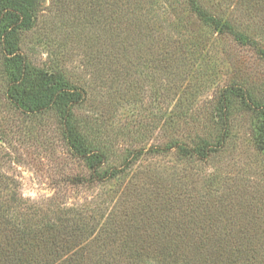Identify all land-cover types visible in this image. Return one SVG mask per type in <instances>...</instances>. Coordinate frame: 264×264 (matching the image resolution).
I'll use <instances>...</instances> for the list:
<instances>
[{
	"label": "rangeland",
	"instance_id": "1",
	"mask_svg": "<svg viewBox=\"0 0 264 264\" xmlns=\"http://www.w3.org/2000/svg\"><path fill=\"white\" fill-rule=\"evenodd\" d=\"M37 1L20 50L81 89L107 162L93 176L0 76V264H264V0H197L247 43L189 0Z\"/></svg>",
	"mask_w": 264,
	"mask_h": 264
},
{
	"label": "trees",
	"instance_id": "2",
	"mask_svg": "<svg viewBox=\"0 0 264 264\" xmlns=\"http://www.w3.org/2000/svg\"><path fill=\"white\" fill-rule=\"evenodd\" d=\"M189 2L192 11L205 24L232 34L240 43L248 42L245 35L235 31L228 23H222L209 15L197 0ZM38 9L37 0H0V76L7 82L9 99L22 112L30 115L44 111L56 112L71 152L84 159L92 175L100 178L99 172L107 162L106 154L86 141L73 114L74 107L82 100L81 89L70 84L59 72L31 67L20 50L19 33L33 26ZM230 91L236 94L233 87ZM260 110L262 117L256 128L255 140L264 151V109L260 107ZM183 151L185 155L199 159L208 157L207 153L195 152L193 149L183 148ZM121 170L111 169L106 178L118 177ZM64 261L71 264L73 259L66 258Z\"/></svg>",
	"mask_w": 264,
	"mask_h": 264
}]
</instances>
